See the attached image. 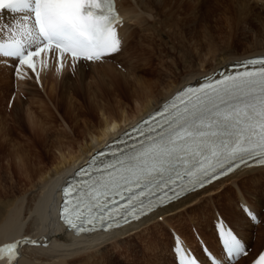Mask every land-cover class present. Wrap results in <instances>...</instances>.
Wrapping results in <instances>:
<instances>
[{"label": "snow or ice", "instance_id": "obj_1", "mask_svg": "<svg viewBox=\"0 0 264 264\" xmlns=\"http://www.w3.org/2000/svg\"><path fill=\"white\" fill-rule=\"evenodd\" d=\"M4 11L23 14L16 29L19 38L13 34L0 41V58L15 60L21 79L20 66H27L39 81L36 60L42 54H50L60 70L69 58L75 69L125 52L136 55L134 37L122 34L124 20L116 0H0ZM11 30V25L0 27V33ZM40 63L48 67L47 60ZM233 67L244 70L208 76L199 87L178 90L131 129L117 133L114 128L105 144L111 151L94 154L75 173L81 179L62 189L60 219L65 225L80 234L147 222L144 218L190 193L264 167V55L239 60ZM120 144L130 151L114 147ZM104 156L114 159L101 160ZM247 207L245 203L242 211ZM247 214L257 219L250 210ZM215 230L220 247L213 250L205 242L200 249L207 253L204 264H264V251L250 259L242 240L220 217ZM37 243L25 237L4 244L0 259L13 264L21 246ZM174 252L180 264H200L179 235Z\"/></svg>", "mask_w": 264, "mask_h": 264}, {"label": "rangeland", "instance_id": "obj_2", "mask_svg": "<svg viewBox=\"0 0 264 264\" xmlns=\"http://www.w3.org/2000/svg\"><path fill=\"white\" fill-rule=\"evenodd\" d=\"M188 1L192 8H185V3ZM219 1L167 0L170 11L166 9V13L164 11L157 12L156 8H153L154 12L152 11L151 15L144 14L152 22L150 25H153L150 28L153 30L152 34H150V29L146 32V38L150 37V40L143 41L146 45L150 44V49L154 50L147 53L151 56L147 58L146 53L141 55L142 58L139 57L141 64H138L137 70L134 67H126L125 64L121 65L122 60L119 62L109 59L104 64L118 66V69H122L123 75L128 79L132 74L150 88L161 80L163 82L161 87L154 89L157 95L159 91H164L167 85L170 86L171 83L173 85V82L174 85H178L179 82L182 84L183 79H187L186 75L189 78L194 75V72L195 74L201 70L203 72L204 69L215 65L222 57L248 52V49L254 48L256 44V40L253 41L256 38L255 31L244 34L245 26H238L239 20H236L239 16L229 10V2L234 4L233 1L221 0L220 4ZM228 10L229 12H227ZM165 19L169 21L167 28H159L160 21H165ZM126 22L128 23V21ZM155 29L157 30L154 31ZM124 31L127 34V28ZM159 31L160 33H158ZM258 45L263 46L264 40L259 41ZM123 57L124 55H119V58ZM70 64H67L63 70H60L56 65V67L54 65L48 66L49 68L42 67L41 72L43 73H41L40 82L28 77L30 75L27 70L20 71L25 76L21 79L11 75L8 69L0 66V134L5 135L8 140L6 141V150L1 154L2 156L0 155V174L9 184H13L21 191L25 190L28 195L37 190V187H32L30 183L31 177L28 175V170L33 172V168L38 170L44 165L53 167L60 160L61 154L66 155L68 151L78 150L79 144H84L87 140V129L92 126L98 128V123L103 120L102 112H116L115 114H117L124 109L130 115L137 112V96L133 98V96L131 97L132 93H129L130 98L125 99L124 94L114 90L109 79L110 76L104 77L98 72L100 68H103V63L100 64L101 67L100 65H90L91 67H89V65L79 66L77 64L75 69ZM92 66L94 69H91ZM121 66L123 67L121 68ZM54 68L55 70H53ZM200 68L202 69L199 70ZM15 112L21 116V122L26 131L24 133L14 131L17 121L14 117ZM39 138L45 140L47 144L48 158L45 162L39 161V157L42 155L40 152L44 150V142L41 144ZM34 140L41 145H37L38 143ZM39 148L41 149L39 150ZM241 177L242 175L238 178L234 177L235 179H230L221 185L222 187L228 183V185H232L233 189L229 191L230 194L227 192L228 194H223V197L218 195L217 189L222 188L218 185L216 192L211 194L213 197H209L210 194H205L206 201L198 209L185 210L169 220L160 219L158 216L159 225L155 226L154 222L148 227L142 226L144 229L140 227V232L138 231L137 234H134V238H131L132 243L127 241L129 242L127 244L126 240L123 242L127 246L114 245L112 242L108 246L115 258V262H112L114 264H171L170 224L180 231L182 230L193 242H195V238L192 227L197 225L203 231L205 238L216 244L212 217L217 208L221 209L231 221L232 215L230 216L231 212L227 209V204L231 203L233 211H239L238 200L243 193L251 199L253 204H258L259 199L264 197V185L256 188L251 185L252 183H241ZM261 177L260 180L264 181V176L261 175ZM36 180L37 178H34V182ZM261 209L263 210L262 207ZM240 212L245 216L241 210ZM235 225H238L239 230L242 229L248 234L250 241L255 240L257 235L255 228L251 229L248 224ZM261 226L260 223L259 227ZM260 235L262 236V228L255 241L261 238ZM107 252L108 250L104 251L102 256Z\"/></svg>", "mask_w": 264, "mask_h": 264}, {"label": "bare ground", "instance_id": "obj_3", "mask_svg": "<svg viewBox=\"0 0 264 264\" xmlns=\"http://www.w3.org/2000/svg\"><path fill=\"white\" fill-rule=\"evenodd\" d=\"M212 1L214 2L215 0ZM224 1L229 2V0H224ZM232 1L234 4H231L232 2L231 3L229 2L230 4V6L228 5L229 10L233 13L235 12V14L239 16V18L237 17L236 20H239L237 22L238 26L240 25L245 26L244 27L245 30L243 33L244 34L245 32L249 33L250 31H255L256 33V38L253 40V41L256 40V44L254 45V48L250 50L248 49V52L246 51L239 55L229 54V56H226L224 58L222 57L215 65L210 66L208 69H204L203 72L201 70L202 68H200L199 70L201 71L197 72V74H195L194 72V75L189 76V78L186 75L187 79L185 80L184 78L183 79L184 82L182 84H180L179 82L180 85L179 84L174 85L173 82V85H171L172 84L171 83L170 86H168L166 83L167 88L164 91H159L158 92L159 94L157 95L155 94L154 89L156 87H159L163 83L160 79H159L160 81H157L154 87L152 86L150 88L149 86L145 85L141 79L137 78L136 76H132V74L129 75V79H128L127 76L123 75V72L121 71L122 69L121 70H119L120 68L118 69V66L115 67L113 66L114 64L113 65L109 64L108 66L105 65L104 63L107 60H109L107 59L105 62H103L104 64L103 68H100L98 72H100V74L104 77L110 76L109 79L112 83L114 90H116L118 93L124 94L125 99L130 98L129 93H132L131 97L133 96V98L137 96V100L135 99L137 103V112L131 115L128 114L126 112L127 110L125 109L117 114H115L116 112L115 113L102 112L103 120H101L98 123V128H96V126H92V128L90 127L89 129H87L86 132L88 136L87 140L85 141L84 144L81 145L79 144L78 150H76L75 152L68 151L66 155L61 154L60 160L56 164H54L53 167H48L44 165V167L41 168L39 167L38 170L33 168V172L31 170H28L29 174L28 173L27 174L31 177L30 183L32 184V187L35 188L37 187V190H35L34 193L32 192V194L28 195L25 190L21 191V189L16 188V186H14L13 184L11 183L9 184L6 180L3 179L2 175L0 174L1 175L0 176V242H3L5 240H10L16 236H21L27 233L33 235H41L45 233L48 236V240H49L48 245L43 244L42 242L43 239H40L41 242L39 244L23 246L21 255L19 256L18 260L13 262V264H114L112 262V261L115 262L114 260L115 258H113L114 256L113 252L109 250L110 247L108 248V246L112 242H113L112 244L114 245L123 246V247L124 245L127 246V244H129V242L127 241H130L131 238H134V234H137L140 227L142 226L148 227L150 224L153 225L154 222H155V226L159 225V222L157 220L160 214L163 215L164 218L169 220L171 218H174L176 214L183 213L185 210L198 209L206 201L205 194L211 195L212 193L216 192L215 186L220 185L219 187H222L221 185L223 184L222 182L223 180L215 183L214 185H211L210 187H207L206 189L193 193L179 200L178 202L169 205L166 208L160 209L158 213L152 214L151 218H145L147 222L141 220L140 222L133 223L131 225H126L121 228L107 232L97 231L93 233L77 234L74 232V230H71L67 226H65V224L58 217V212L60 208L59 205L62 198L61 196L62 183L66 180L69 174L75 171L77 166L87 161L88 157L92 152H94L98 148H101L102 146H104L105 143H107L111 138H113L114 132L112 130L114 128H115V132L117 133L123 131L126 127L130 126L132 123L138 121L140 118L150 113L155 108L159 107L165 99H167L172 94H174L183 85L198 78L199 76L205 75L207 73H211L221 65L227 62H232L234 59L246 58L253 55L264 53V45L263 46L258 45L259 41L261 42L262 40H264V1H259V0H232ZM120 3H121V9L126 17V20L128 21L130 19L129 13L132 12L133 13L132 16H134V20L136 22L133 31L129 34L128 33L126 34L129 36L132 35L134 37L132 47L135 48L136 55L132 56L130 55V53L126 52L127 54H125L124 57L121 59L122 60L121 65L124 66L125 64L127 65L126 67H131V68L134 67V69L136 68L137 70L138 64L139 63L141 64V62H139V57H141V55H144L145 53L147 54L150 53L151 51L152 52L154 51L152 48L150 49L151 47L150 44L146 45V43L143 42L150 40L149 39L150 37L146 38L147 36L146 32L148 29L151 28V26H153L150 25L152 22L147 17H145L144 14L149 13V15H151L150 13H152V11L154 12L153 8H156L157 12L164 11V13H166L165 11L167 10L170 11V5L167 2V0H120ZM185 8L188 9L192 8V5L190 4L189 1L188 3H185ZM229 10L227 12H229ZM168 22L169 21H167V19H165V21H160L159 28H167L166 26L167 24H169ZM235 22L236 21H234V23ZM126 25L127 23L122 28V34H125L124 30L127 28ZM157 29H155L154 31H156ZM151 31L153 30L150 29V32ZM154 33L155 32H153V34ZM158 33H160V31ZM150 34H152V32ZM226 54L228 55V53ZM150 56L151 55H148L147 58ZM45 60L48 61L49 67L53 65L55 66L57 64L55 60H52L50 58H47ZM100 64L102 63L86 62L78 65L79 66L89 65V67H91L90 65L95 66ZM94 66H92L93 68L91 69H94ZM123 66H121V68ZM42 67L44 68V66ZM96 68L95 70H97ZM53 70H55V68ZM14 117H16L15 119H17V121L15 120L16 124L14 122L15 130L12 127L11 128L14 131H20L23 133L26 132L25 128L23 127L24 124L21 122V118H20L21 116L19 115V113L15 112ZM40 139L41 138H39V140ZM6 141H8L7 137L5 135L0 134V155L3 154V152L6 150L7 147ZM43 142H44V147L43 146L41 147H43L44 150L43 151L41 150L42 152H40V154L42 153L41 157H39L40 162H45L46 158H48V154H47L48 150L46 149L47 144L45 143V140L43 141L41 139V144ZM37 145H39V143ZM40 149L41 148H39V150ZM261 175L264 176V167L250 168L246 170L245 173L242 175L241 177L242 181L240 182L248 183V184L252 183L251 185L257 188L259 186L264 185V181L260 180L262 178ZM34 178H37L35 182H34ZM228 184L227 185L225 184V186H223L222 188L217 187L218 188L217 194L221 195L222 197L223 194L225 195L228 194L229 191L233 189L232 185H228ZM29 193H31V191H29ZM254 205L257 207V209L260 208L261 206L260 203ZM226 207L231 212L230 216L232 215L231 217L232 223L239 224L240 226L245 224H248L249 225L248 227L252 226V223L247 218H244L245 216L241 214L240 210L233 211L231 209V203L227 204ZM262 214L264 216V213ZM143 227L142 229H144ZM124 241L127 242V244L123 243ZM255 245L258 246L259 242L255 241ZM106 250H108V252L104 254V256H102L103 255L102 253ZM0 264H8V261L6 259H0Z\"/></svg>", "mask_w": 264, "mask_h": 264}]
</instances>
